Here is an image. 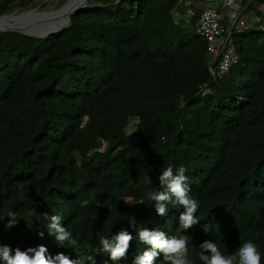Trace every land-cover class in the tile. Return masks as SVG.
<instances>
[{
  "label": "trees",
  "instance_id": "trees-1",
  "mask_svg": "<svg viewBox=\"0 0 264 264\" xmlns=\"http://www.w3.org/2000/svg\"><path fill=\"white\" fill-rule=\"evenodd\" d=\"M31 1L0 0V13ZM90 1L44 36L0 30V246L76 259L48 234L43 214H59L82 256L131 264L147 247L129 227L134 217L137 227L187 235L191 264H203L205 240L224 255L251 240L264 264V23L254 5L264 0L241 10L259 19L233 30L238 60L221 76L209 71L196 21L204 3L226 10L223 0L192 3V15L181 0ZM169 165L187 168L199 202L186 232L183 209L161 217L147 199ZM121 228L134 236L127 257L97 254L100 237Z\"/></svg>",
  "mask_w": 264,
  "mask_h": 264
},
{
  "label": "clouds",
  "instance_id": "clouds-1",
  "mask_svg": "<svg viewBox=\"0 0 264 264\" xmlns=\"http://www.w3.org/2000/svg\"><path fill=\"white\" fill-rule=\"evenodd\" d=\"M187 168L183 165L173 168L169 165L160 169L158 177L159 186L147 193V199L155 209L158 216L168 214L169 206L180 208L183 211L179 215V226L186 232L193 225L199 223L196 212L199 202L191 195V189L186 176ZM88 200L80 201L81 207L88 205ZM44 219L49 223L46 225L48 234L54 236L59 247H64L65 243L76 253V259L70 258L64 252H57L55 256L46 255L48 249L44 245L15 250L9 246H0V259L5 264H96L95 257L91 254L82 256L78 249V241L73 238V234L62 224V216L59 214L44 213ZM13 220L9 227L15 222V215L10 214ZM129 227L134 228L135 238L139 243L146 245V248H137L133 253L131 264H157L161 259V264H191L188 259V245L190 238L187 235L167 236L159 229L149 227H137L134 217L129 218ZM42 238L43 232L39 233ZM134 236L127 229L121 228L110 237H100V248L97 254L107 253L108 259L116 262L124 260L129 252ZM199 259L203 264H261V254L258 247L251 240L242 242L236 252L232 255H224L212 240H205L199 246Z\"/></svg>",
  "mask_w": 264,
  "mask_h": 264
},
{
  "label": "built area",
  "instance_id": "built-area-1",
  "mask_svg": "<svg viewBox=\"0 0 264 264\" xmlns=\"http://www.w3.org/2000/svg\"><path fill=\"white\" fill-rule=\"evenodd\" d=\"M186 6L188 15L194 13L192 0H181ZM242 0H223L225 11H220L215 5L203 7L196 21V32L206 40L207 56L212 65L209 71L212 75L225 74L231 64L238 60V54L232 40L233 30L252 27L241 16ZM264 23V18H263ZM106 143V141L101 140ZM106 145V144H105Z\"/></svg>",
  "mask_w": 264,
  "mask_h": 264
},
{
  "label": "bare ground",
  "instance_id": "bare-ground-1",
  "mask_svg": "<svg viewBox=\"0 0 264 264\" xmlns=\"http://www.w3.org/2000/svg\"><path fill=\"white\" fill-rule=\"evenodd\" d=\"M81 1L83 0H67V2L60 9L51 11L52 13L61 11L56 15L47 14V12H36L34 9H30L19 14L15 12L6 13L0 15V26L20 25L25 30L35 33H40L41 30L45 29L48 30L61 27L67 23L71 8L76 3ZM13 14H16V16ZM38 17H42L44 19L33 20Z\"/></svg>",
  "mask_w": 264,
  "mask_h": 264
},
{
  "label": "rangeland",
  "instance_id": "rangeland-1",
  "mask_svg": "<svg viewBox=\"0 0 264 264\" xmlns=\"http://www.w3.org/2000/svg\"><path fill=\"white\" fill-rule=\"evenodd\" d=\"M250 0H245L241 2L242 8L241 10H243L247 4V2H249ZM67 2V0H32L29 4L25 5L24 7H15L10 9L8 12H15V13H21L23 11H27L30 9H34L36 12H49L47 14H51V15H56L59 14L61 11H56L55 13H52L50 11H55L60 9L65 3ZM245 2V3H244ZM91 4L90 3L87 4V6H89ZM255 6H258L262 9L261 11V15L264 17V4H257L254 3ZM220 11H224L225 9L221 8L219 9ZM46 14V13H45ZM16 16V14H13ZM240 16L249 24H252L255 20H256V16L255 13L252 10H245L244 14H242V12H240ZM137 122L136 118H131L126 126L127 131H131L134 129L135 127V123ZM101 143V148L105 147V142L100 141ZM126 200L130 201L131 199L127 198Z\"/></svg>",
  "mask_w": 264,
  "mask_h": 264
},
{
  "label": "water",
  "instance_id": "water-1",
  "mask_svg": "<svg viewBox=\"0 0 264 264\" xmlns=\"http://www.w3.org/2000/svg\"><path fill=\"white\" fill-rule=\"evenodd\" d=\"M90 0H83L81 2H78L76 3L72 8H71V11H70V14L75 12V11H79L83 8H85L87 6V4L89 3ZM9 10L5 11V12H2L0 13V15H3V14H6V13H12V12H8ZM24 12V11H23ZM51 12V11H50ZM48 13V12H47ZM19 14V13H17ZM37 19H44L42 17H38V18H34L33 20H37ZM69 19H70V15H69ZM69 19L67 21V23L65 25L68 24L69 22ZM63 25V26H65ZM63 26L61 27H57V28H54V29H48V30H41L40 33H35V32H31V31H28V30H25L22 26L20 25H8V26H0V30H4V29H8V30H18V31H21L23 33H27V34H31V35H36V36H44V35H47L53 31H56V30H59L61 29Z\"/></svg>",
  "mask_w": 264,
  "mask_h": 264
},
{
  "label": "crops",
  "instance_id": "crops-1",
  "mask_svg": "<svg viewBox=\"0 0 264 264\" xmlns=\"http://www.w3.org/2000/svg\"><path fill=\"white\" fill-rule=\"evenodd\" d=\"M193 1V5L194 4H197V5H200V4H202L203 2L202 1H200V0H192ZM212 5H215L216 7H218V5H216V4H213V3H211ZM206 5H208V3L206 4V3H204V5H203V7H205ZM219 8V7H218ZM258 8H260V7H258ZM220 9V8H219ZM262 10V9H261ZM225 11V10H224ZM254 12V11H253ZM255 13V16H256V20H258L259 19V13H256V12H254ZM264 13V12H263ZM261 14V13H260ZM264 18V17H263Z\"/></svg>",
  "mask_w": 264,
  "mask_h": 264
}]
</instances>
